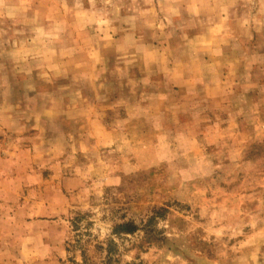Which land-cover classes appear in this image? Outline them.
<instances>
[{
    "label": "rangeland",
    "instance_id": "374dc122",
    "mask_svg": "<svg viewBox=\"0 0 264 264\" xmlns=\"http://www.w3.org/2000/svg\"><path fill=\"white\" fill-rule=\"evenodd\" d=\"M157 2L170 1L0 0V30L88 37L107 28L117 40L129 28L153 41L175 32L165 8L154 18L144 13ZM242 9L254 19L264 64V0H243ZM152 69L130 62L94 97L120 133L114 146L68 153L47 169L37 161L26 185L0 179V264H264V134L234 167L228 146L200 124L190 136L162 116L138 124L118 104L136 91L148 103L159 96L158 88L141 87V74ZM65 178L80 183L73 189ZM159 207L167 211L155 216ZM125 222L136 232L116 233Z\"/></svg>",
    "mask_w": 264,
    "mask_h": 264
},
{
    "label": "crops",
    "instance_id": "0c3cea01",
    "mask_svg": "<svg viewBox=\"0 0 264 264\" xmlns=\"http://www.w3.org/2000/svg\"><path fill=\"white\" fill-rule=\"evenodd\" d=\"M168 1L143 9L154 18L165 8L176 20L174 33H159L153 41L129 28L117 40L107 28L88 37L76 30L50 33L46 27L22 36L0 30L1 180L14 178L15 184L26 185L37 161L47 169L48 161L68 153L118 143L119 131L105 120L102 103L94 97L106 88L110 74L123 73L130 62L153 66L141 74L140 83L158 88L159 96L149 103L139 91L121 98L118 105L128 118L139 124L163 117L174 129H187L189 136L200 124L225 147H233L226 152L237 166L264 134V64L257 53L254 19L245 17L243 0ZM64 182L73 189L80 183Z\"/></svg>",
    "mask_w": 264,
    "mask_h": 264
},
{
    "label": "trees",
    "instance_id": "16d2710c",
    "mask_svg": "<svg viewBox=\"0 0 264 264\" xmlns=\"http://www.w3.org/2000/svg\"><path fill=\"white\" fill-rule=\"evenodd\" d=\"M155 216L162 215L161 213L163 211H167L166 208L159 207L158 209L155 208ZM137 226L134 224V222H125L122 224H119L115 227V232L120 234H133L137 230Z\"/></svg>",
    "mask_w": 264,
    "mask_h": 264
}]
</instances>
